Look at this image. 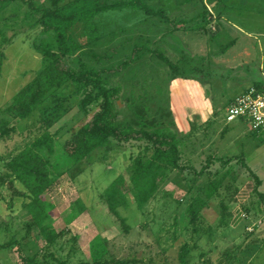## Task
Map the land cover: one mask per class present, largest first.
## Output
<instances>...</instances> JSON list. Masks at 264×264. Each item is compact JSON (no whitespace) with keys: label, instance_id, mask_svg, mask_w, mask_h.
<instances>
[{"label":"rangeland","instance_id":"rangeland-1","mask_svg":"<svg viewBox=\"0 0 264 264\" xmlns=\"http://www.w3.org/2000/svg\"><path fill=\"white\" fill-rule=\"evenodd\" d=\"M144 1L153 5L155 10L165 5L164 0ZM196 2L173 0L178 8L174 14H170V18H191L201 8ZM180 3L183 5L179 6ZM228 4L241 7L240 1L235 3L233 0L231 4L229 0H221L218 10L223 11ZM261 6L264 9V5ZM7 7L16 8V16L14 19L0 20V29L5 34L4 40L0 35V118H6L10 126L15 127V132L10 139L0 140V176L8 172L5 158L17 148L29 145L45 132L53 136L57 149L47 160L55 181L44 194V201L45 207L56 216L53 223L55 229L66 233L56 243L58 256L65 258L69 251L68 264L90 262L94 258L110 260L112 257L142 258L145 261L149 257L154 260L153 264H162L163 259L164 264H179L178 249L187 243L197 244L200 248L196 253H188L189 264H202L208 257L214 259L225 253L229 254L233 263V259L239 262L243 259L245 263L254 259L251 264H264L263 255L258 256V250L250 248L254 234L260 235L258 239L264 242V202L253 194L254 183L244 166L240 162L235 163L241 157L245 158L244 162L260 178L259 191L264 193V138L252 134L240 121L236 123L241 125L229 126L223 119L224 107L252 85L248 76L257 74L260 78L261 74L257 69L260 65L259 55L247 59L243 53L246 51L238 48L224 54L226 43L233 37L240 39L242 35L237 33L230 38H215V33L221 31L218 23L212 22L215 20L214 13H210L212 18L209 20L188 22L178 29H174L172 24L163 23L159 17L147 16L144 11L133 7L103 12L92 19L91 24L95 25L98 35L97 50L108 54L114 48L118 52L115 63L123 58V53L130 54L127 50L123 51L130 41L128 38L160 39L169 52L176 54L170 46L173 40L168 35L173 31L190 56H204L206 71L213 73L211 76L187 79L201 86L196 90L191 83L187 88L186 81L171 79V71L166 65L145 55L143 60L121 74L123 91L118 102L120 125L173 123L180 134L174 120L180 111L187 115L189 125L187 134L182 136L180 165L198 171L211 154L235 157L232 160L234 167L229 173L217 168L213 176L217 188L213 193L207 174L195 175L193 170H167L155 195L142 210H138L129 177L136 164L144 162L152 153L145 142H129L121 148L97 149L88 160L77 165L69 163L59 152V144L86 120L80 96L72 93L71 84L66 82L46 93L34 113L25 119L19 120L7 112L15 96L41 68V56L32 47L40 27L11 30L10 27H19L28 8L19 2ZM243 8L239 9L243 16L233 17L232 13L229 20L261 19ZM239 10L235 9L234 12ZM10 13L7 10L4 16L8 17ZM37 18L38 15H33L28 21L33 22ZM86 34L87 31L81 30L77 39L84 40ZM254 53L257 54V51ZM199 91L201 99H198ZM200 100L201 107L192 105ZM232 131L240 136L229 141ZM117 178H122L127 184L122 193L128 206L118 207L123 225L129 226L126 233L104 201L110 184ZM14 185L24 190L18 181H14ZM193 198L206 202L194 227L189 224L186 214V208ZM76 201L84 206L83 212L78 211ZM28 202L26 196H12L6 185L0 183V246L10 244L6 248L0 247V264H21L19 253L41 256L46 252L45 242L37 228L32 227L26 234L24 214ZM244 212L248 218L239 219L238 216ZM259 224L260 229L256 227ZM248 226H254L255 231L248 233ZM162 248H166V251L162 252Z\"/></svg>","mask_w":264,"mask_h":264},{"label":"trees","instance_id":"trees-1","mask_svg":"<svg viewBox=\"0 0 264 264\" xmlns=\"http://www.w3.org/2000/svg\"><path fill=\"white\" fill-rule=\"evenodd\" d=\"M196 1L201 5V8L191 18L171 19L170 14H174L178 8L173 0H164L165 5L157 10L144 0H0V20L15 18L16 8L11 9L7 7L8 4L19 2L28 8L19 27H10L11 30L40 27V31L32 42V47L41 56V68L30 83L15 96L7 108V112L12 113L19 120L25 119L34 113L36 106L46 93L68 82L73 88L72 93L80 96L81 109L86 118L83 124L74 128L59 144V152L69 163L72 165L83 163L97 149H111L113 146L121 148L129 142L137 144L145 142V146L147 148L149 146L152 153L144 162L136 164L129 177V185L132 187L134 203L138 210H142L152 199L169 169L179 172L193 170L195 175L207 174L211 193H213L217 188L213 179L217 168L225 169L226 173H229L234 167L232 163V160L235 159L234 156L211 154L207 157L204 166L195 171L192 167L180 165L182 136L173 123L154 125L141 123L138 126L130 123L124 125L118 123V102L123 91L121 82L123 72L143 60L144 56L148 54L170 69L171 79L211 76L213 73L206 71V66H204V56H190L172 31L168 35L173 40L170 46L176 54L169 52L160 39L128 38L130 41L127 42L123 51L127 50L130 54L123 53V58L115 63L118 52L114 48L108 54H102L97 50L98 35L95 25L91 24L92 19L99 14L120 10L124 7H133L144 11L147 16L159 17L163 23L172 24L174 29H178L188 22L211 19L210 10L212 9L217 12V15L220 14L221 10H218V6L216 7L220 0ZM256 3L264 5V0H257ZM182 5L179 4V6ZM7 10L11 13L5 17L4 13ZM33 15H38V18L33 22L28 21ZM81 30L87 31L84 40L77 39ZM0 35L4 40L5 34L1 29ZM226 46H224L225 49ZM253 85L259 88L263 86L260 83ZM14 132L15 127L10 126L6 118H0V140L10 139ZM250 132L264 138V132L252 130ZM56 149L53 136L45 132L29 145L17 148L5 158L4 164L8 172L0 176V183L6 185L12 196H26L29 199L25 205L24 214L26 234L32 227L37 228L46 247V252L44 251L45 253L41 256H37V254L25 256L19 253L21 264H68L66 259L70 257V252H67L65 258H61L58 256L59 251L56 246L58 240L66 233L55 229L53 223L56 216L45 207L44 201V194L48 192L55 181L47 157L53 155ZM244 159L241 157L235 163L240 162L244 166L254 183L253 194L260 202H264V193L259 191L261 180L244 162ZM14 181H18L24 187L25 192L17 189ZM126 187V182L122 178H117L110 184L104 198L108 211L119 219L125 233L128 232L129 226L123 225L124 220L118 214V207L126 208L128 206L124 193H122ZM75 203L79 212L85 210L80 201ZM205 205L206 202L199 198H193L190 201L186 208V214L191 226L196 225L199 212ZM242 214L245 217H241ZM240 218L245 220L248 215L245 212L241 213ZM174 219V223H176V216ZM252 232L254 231H248V233ZM174 233L175 236L176 232ZM9 245L4 244L0 247L6 248ZM199 250L197 244L184 243L178 249V263L189 264L188 253L191 251L196 253ZM161 251H166V248H162ZM219 257L226 260L228 264H233L229 254L225 253ZM141 259L94 258L90 262L82 261L77 264L154 263V260L149 257L146 261ZM233 261L239 260L233 259ZM155 262L157 263V261ZM164 262L165 259L161 263L164 264ZM202 264H214V261L208 257Z\"/></svg>","mask_w":264,"mask_h":264},{"label":"crops","instance_id":"crops-1","mask_svg":"<svg viewBox=\"0 0 264 264\" xmlns=\"http://www.w3.org/2000/svg\"><path fill=\"white\" fill-rule=\"evenodd\" d=\"M222 1L225 2L227 0H222ZM239 1L241 3V4H239L241 7L236 8L234 6H230L229 4L225 5L224 9H223V11L224 10L225 11L224 12L220 11L219 15H217L216 14L217 12L213 11V9L210 10L212 14L214 13L213 19H215V20H212V22L216 21L218 23L217 25L220 28V31L222 33L221 34V33L216 32L215 38H219V37L221 38L223 36H224V38L225 37L230 38V36L233 37V35H237V33L241 34L242 38L235 39V37H233L229 42L226 43L227 46H226L224 54L227 53L232 48L233 49L238 48L241 51H246V52H243L244 58L248 59V57H249L251 59V57H256L257 55H259L260 65L257 69H259V71L261 72L260 78L257 76V74H255V75H251V76L249 75L247 79L251 82L252 85L254 83H260V84L264 85V20H263L264 19V9L261 5L256 3L257 0H234L235 3H238ZM219 2L217 3L216 7L220 5ZM229 2L231 4H233V0H231V1L229 0ZM243 6H244L243 9H246V12L249 11L252 13L253 16H257L261 19H259V20H229L231 18V16H233L232 13H234L233 17L239 18V17L243 16V15H241L240 10H239ZM235 9L239 10V11L234 12ZM251 25L256 26V27L253 28ZM251 48H253V50H250ZM249 51H253V53L250 54ZM254 51H257V54L254 53ZM175 81H186L187 82L186 83L187 88H190V85H192L191 83H193L195 85L194 88L196 90H197V87L198 88L201 87L199 85V83L196 81H191V80H187V79L183 80L181 78L180 79L177 78V79H175ZM171 87L172 86H170V89L172 92ZM187 90H189V89H187ZM183 92L184 91H182V93ZM198 93H199L198 99H201L200 91ZM201 104H202V101L200 100L198 104L195 103V105L194 104H192V105L193 106L198 105V107H201ZM197 116L198 115H196L194 117H197ZM174 120H175L176 125L179 129L180 135L185 136L187 134V130L189 128L187 115H185L179 111L176 114ZM227 125L235 126V125H241V124H238V122L237 123L232 122V123L227 124ZM230 136H231V139L229 141H231L232 139L234 140L235 137L240 136V135L237 132L232 131ZM238 217H239V219H241L240 215ZM242 222H248V221L242 220ZM260 224H261V222H260ZM260 224H259V226H256L258 229H260L259 228L261 226ZM253 227L254 226H248L247 231H248V229H252V231H255V229H253ZM257 231H259V230H257ZM259 237H260V235L256 236L255 234L252 236L250 248L257 249L258 250V252H257L258 256L263 255V257H264V242L262 243L260 241V239H258ZM248 253H250V252H248ZM212 260L214 261V264H228V262L226 260H224L223 258H220L219 256H217L216 258H214ZM253 260L254 259H250V260H248L247 263H245L243 261V259H241L240 262L237 261V262H234L233 264H251L253 262Z\"/></svg>","mask_w":264,"mask_h":264},{"label":"built area","instance_id":"built-area-1","mask_svg":"<svg viewBox=\"0 0 264 264\" xmlns=\"http://www.w3.org/2000/svg\"><path fill=\"white\" fill-rule=\"evenodd\" d=\"M223 119L227 124L240 121L249 130L264 132V85L260 88L251 85L234 97L225 107Z\"/></svg>","mask_w":264,"mask_h":264}]
</instances>
